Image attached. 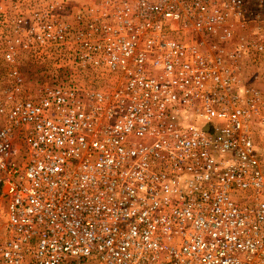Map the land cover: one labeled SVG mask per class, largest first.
Masks as SVG:
<instances>
[{
    "label": "built area",
    "instance_id": "built-area-1",
    "mask_svg": "<svg viewBox=\"0 0 264 264\" xmlns=\"http://www.w3.org/2000/svg\"><path fill=\"white\" fill-rule=\"evenodd\" d=\"M262 56L248 0H0V264H264Z\"/></svg>",
    "mask_w": 264,
    "mask_h": 264
},
{
    "label": "rangeland",
    "instance_id": "rangeland-1",
    "mask_svg": "<svg viewBox=\"0 0 264 264\" xmlns=\"http://www.w3.org/2000/svg\"><path fill=\"white\" fill-rule=\"evenodd\" d=\"M25 64H26L25 66L28 69L27 72L25 73V77L27 78L28 82L34 85L41 84L46 80L47 77L49 78L52 77V76L43 75L40 66L33 61L28 60L26 61ZM2 65L3 64L1 63L0 60V67ZM243 67H244L245 82L250 85L256 86L257 88H259L264 92V56L258 57V60L246 59L243 62ZM256 146L259 151L260 158L264 164V129L256 133ZM5 217H6L5 209H3L1 219L4 220ZM93 264H97V262H93Z\"/></svg>",
    "mask_w": 264,
    "mask_h": 264
},
{
    "label": "crops",
    "instance_id": "crops-1",
    "mask_svg": "<svg viewBox=\"0 0 264 264\" xmlns=\"http://www.w3.org/2000/svg\"><path fill=\"white\" fill-rule=\"evenodd\" d=\"M251 9L264 17V0H248ZM251 2V3H250Z\"/></svg>",
    "mask_w": 264,
    "mask_h": 264
}]
</instances>
